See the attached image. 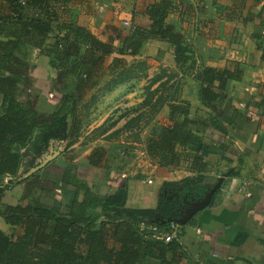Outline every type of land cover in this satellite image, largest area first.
Here are the masks:
<instances>
[{
	"label": "crops",
	"instance_id": "0c3cea01",
	"mask_svg": "<svg viewBox=\"0 0 264 264\" xmlns=\"http://www.w3.org/2000/svg\"><path fill=\"white\" fill-rule=\"evenodd\" d=\"M56 1L64 6L58 12L60 21L83 27L106 42L116 33L125 36L133 26L146 28L149 21L143 15L144 9L158 0ZM169 1L171 9L165 22L181 34L189 50L187 63L176 65L169 44L150 40L135 57H106L96 84L80 89L79 94L75 76H69L62 93L79 99L74 102L72 113L65 116L63 138L32 145L44 132L41 128L34 131L29 144L17 149L21 163L16 174L0 178V188L4 187L2 183L10 185L3 189L0 204H40L51 208L59 198V188L73 189L70 184L77 183L101 198L123 186V208L154 209L163 183L180 185L189 179L204 188L205 196L210 194V198L179 224L175 240L184 255L179 264H264V0ZM50 41L51 38L47 44ZM117 42L113 39L114 45ZM162 51L169 66L167 73L183 78L181 82L187 81L177 87V100L173 102L187 107L189 119L203 122V127H191L204 146L200 161H193L194 151L176 146L182 158L174 169L158 167L150 160L144 153V140L123 144L117 139L120 132L126 136L134 131L114 130L125 118L124 114L118 115L120 110L140 101L134 80L108 91L103 88L114 61L123 64L149 60ZM26 61L33 66L31 79L39 96L38 109H52L58 97L51 92L55 73L47 58L40 49L31 48ZM235 66L241 71L240 79L227 81L224 97L215 103L221 115L216 118L200 104L194 76L203 67L233 70ZM189 84L191 94L185 92ZM161 111L164 120L159 127L167 125V106ZM137 132L140 134V130ZM119 146L130 147L124 163L116 161L122 158H118ZM95 148L105 152L98 168L88 164ZM183 211L177 219L183 217ZM95 212L100 214L99 209ZM0 231H8L1 218Z\"/></svg>",
	"mask_w": 264,
	"mask_h": 264
},
{
	"label": "trees",
	"instance_id": "16d2710c",
	"mask_svg": "<svg viewBox=\"0 0 264 264\" xmlns=\"http://www.w3.org/2000/svg\"><path fill=\"white\" fill-rule=\"evenodd\" d=\"M63 9L56 0H0V178L16 174L21 163L17 149L29 144L36 129L41 128L45 133L40 134L32 145L63 138L65 116L67 112L72 113L74 102L79 99L62 93L69 76H75V90L79 94L80 89L96 84L106 57H135L150 40L169 44L176 65L189 60V50L183 44L181 34L165 22L171 9L169 0H158L144 9L143 15L149 21L146 28L133 26L125 36L116 33L106 42L83 27L60 21L58 12ZM113 39L118 41L116 45ZM31 48L40 49L55 73L51 92L58 98L50 110L38 109L39 96L33 90L31 79L33 66L26 61ZM116 64L114 61L110 74L117 77L113 75L104 83L106 91L124 81L125 67ZM117 67L120 69L118 74ZM240 74L236 66L233 70L203 67L194 76L198 82L200 104L216 118H221L215 107L216 101L224 97L227 81L240 79ZM173 101L159 102L151 107L156 113L167 106V125L159 127L157 134L146 137L143 143L145 155L158 167L166 169L179 166L182 154L176 146L194 151L195 163L200 161L204 149L201 139L191 131L193 125L203 127V122L189 119L187 107ZM142 106L140 104L138 108ZM134 121L135 118H130L126 124L129 126ZM37 149L38 153L40 147ZM104 156L102 148H95L88 157V164L98 168ZM181 184L195 186L189 179ZM70 185L73 189L59 188V198L51 208L40 204H0V218L8 226L7 233L0 231V264L182 262L184 255L175 239L163 242L155 236L166 232L168 220L177 219L183 211L179 208L183 192L178 183L162 184L154 209L123 208V186L114 194L101 198L80 184ZM164 187L176 192H165ZM191 191L194 198L203 194L200 188ZM1 194L2 188L0 199ZM96 209L100 214L95 212ZM100 216L103 217L101 220Z\"/></svg>",
	"mask_w": 264,
	"mask_h": 264
},
{
	"label": "rangeland",
	"instance_id": "374dc122",
	"mask_svg": "<svg viewBox=\"0 0 264 264\" xmlns=\"http://www.w3.org/2000/svg\"><path fill=\"white\" fill-rule=\"evenodd\" d=\"M154 57L153 59H149V60H145V59L144 60H133L129 62L126 61L123 64H120L123 67H125L124 75L122 76L124 81L121 83L134 80L136 84V97L140 98V101L138 104L139 105L143 104L141 108H138L139 105L137 104V105H132V107H124V109L120 110L118 115L124 114L125 118L117 124V126L115 127L116 129L114 128V130H118V129L122 130L123 128H132L134 130V131H131V134H126V136H124L120 132L121 136L118 135L117 139L119 137V140L122 141L123 144L125 142L139 143L138 141L144 140L145 136L147 135L148 136L156 135L158 132L159 126H161L159 122L162 123L164 120L163 111H161V109L163 108H161L158 112L153 113L154 109L151 107L156 106L159 102L164 103L165 101H168V102L172 100L176 101L177 100V87L179 88V85L181 83L186 84L187 82V81L181 82L180 80H183V78L180 77V79L179 78L177 79L175 76H173L170 73V71L167 73L169 66L167 65V63H165L166 59L164 58L165 60H163V51L161 52V54L158 53ZM116 65L118 66V63ZM110 68H113L112 64L109 67V69ZM119 70H120L119 67H117L116 73ZM113 75H114L113 73L112 75L109 74V78L106 77L105 79L108 80ZM114 77H117V76L114 75ZM185 87H186L185 92L188 91L187 93L191 94L192 89H191L190 84L186 85ZM148 96H150V98ZM130 118L131 119L135 118V121L128 126L126 122ZM125 125H127L128 127H126ZM137 130H140V134L139 132H137ZM140 135H142L141 137L142 139L139 137ZM126 147L127 149H122L120 148V146L117 147L118 158L122 157L120 161L116 157H114L116 158L117 162L124 163L125 160H127L130 154L129 153L130 147L129 146H126ZM121 151L123 152L122 154H120ZM107 162L110 163V161H107ZM104 167H105L104 171L105 173H107L108 165L105 164ZM2 184H4V187H1L2 192H3V189H5L6 187L7 188L10 187V185L8 186L6 183H2ZM183 186H187V185H183ZM183 186L182 184L178 186V188L180 189V192L181 191L183 192V195L180 200V203H181V206L179 207L180 209L181 208L186 209L190 205L200 202L205 198L206 193H205L204 188L199 187V185H197L196 183H195V186L189 185L184 190L182 189ZM192 188H200L201 190H203L202 196L194 198V195H193L194 192L191 191ZM164 191L172 192L173 194L176 192V190H173L172 188H167V187H164ZM1 197H2V194H1Z\"/></svg>",
	"mask_w": 264,
	"mask_h": 264
},
{
	"label": "built area",
	"instance_id": "2783aa9c",
	"mask_svg": "<svg viewBox=\"0 0 264 264\" xmlns=\"http://www.w3.org/2000/svg\"><path fill=\"white\" fill-rule=\"evenodd\" d=\"M124 25H127L126 22L123 23ZM147 184H150L151 181L150 180H146ZM168 230L166 232L163 233H157L155 236L161 240H163V242H169L172 239H176L178 234H179V224L176 223L173 219L172 220H168Z\"/></svg>",
	"mask_w": 264,
	"mask_h": 264
},
{
	"label": "water",
	"instance_id": "95a60500",
	"mask_svg": "<svg viewBox=\"0 0 264 264\" xmlns=\"http://www.w3.org/2000/svg\"><path fill=\"white\" fill-rule=\"evenodd\" d=\"M209 198H210V194H207L205 196V198L200 201V202H197L193 205H191L185 212V214L183 215V217L181 219H174V221L178 224H182L183 222H185L195 211H197L198 209L204 207L208 201H209Z\"/></svg>",
	"mask_w": 264,
	"mask_h": 264
}]
</instances>
